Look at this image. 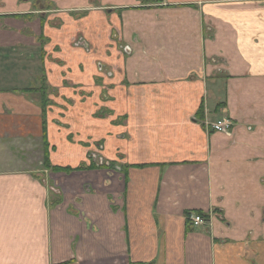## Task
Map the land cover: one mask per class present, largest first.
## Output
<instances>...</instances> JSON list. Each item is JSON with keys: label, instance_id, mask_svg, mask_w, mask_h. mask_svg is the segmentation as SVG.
<instances>
[{"label": "crops", "instance_id": "0c3cea01", "mask_svg": "<svg viewBox=\"0 0 264 264\" xmlns=\"http://www.w3.org/2000/svg\"><path fill=\"white\" fill-rule=\"evenodd\" d=\"M79 6L125 39L108 90L122 171L37 168L43 145L54 164V132L69 127L54 118L69 109L53 99L43 137L25 28L52 31ZM26 10L3 20L25 24L0 20V264H264V0H0V16ZM222 116L230 132L209 127Z\"/></svg>", "mask_w": 264, "mask_h": 264}, {"label": "rangeland", "instance_id": "374dc122", "mask_svg": "<svg viewBox=\"0 0 264 264\" xmlns=\"http://www.w3.org/2000/svg\"><path fill=\"white\" fill-rule=\"evenodd\" d=\"M38 7L41 10L51 9L52 11L48 13H52V15L56 11L54 10L56 7L45 3L37 4L34 8H37L38 11ZM61 8L69 13V17L67 14H61L62 20L52 22V31L50 28L44 31L41 27L40 34L36 35L32 32L34 31L33 26L28 25L29 27H26V32H24L33 36L34 41L37 43L36 45L40 47V57L42 59V63L38 64L37 68L32 72V79L36 77V80L30 81L35 85L32 88L34 90L31 92L35 94V98L40 105L45 101L44 106L46 109H48V105L55 104L54 99L56 100V111H59L61 109L59 105L60 97L64 98L63 101L66 102L64 105H66V109H69H65L69 111L67 117L54 118L68 121L69 127L67 134L62 135L54 132V140H52V143H54L52 147L53 154H51L53 163H58L60 158H63V164H68V168L72 170L69 173H75L76 171L91 172L99 169H117L122 171L125 168V164L122 161H124L125 152L123 151H125L126 147H116L108 144L110 136L108 127L110 122L122 125L124 117L118 115L116 118L111 119L110 115L113 114V111L109 108L108 90L109 77L114 73L112 65L125 56L122 46L125 44L124 36L120 34L118 25L114 28L116 31L108 29V19L103 21L93 19H91L93 21H85V18L82 17H86L88 12L95 9L93 6L90 10L80 6L72 9H67L68 7ZM27 11L0 16L1 23L8 26H12L14 23L25 24L22 20H19L20 22H3V20L8 18L22 19L23 15L30 14ZM30 12H33V10ZM37 15L42 17L45 14ZM45 16L47 17V15ZM43 23L44 21L42 26ZM97 27H100V29L97 30ZM7 33L3 34L8 35ZM46 34L49 36H46ZM9 41L12 42L11 36ZM25 54H22V56L25 55L23 57L25 59L23 60V68L32 69V65L36 62V60L32 59L34 54L31 57L29 51ZM23 58L20 59V62ZM73 94L76 95L77 100L79 97H82L81 100H83L85 97L83 106L77 105L75 107L72 99L74 97ZM50 96L53 98H50ZM71 105L73 108L68 107ZM41 108L42 106H40V110ZM53 115L59 114L53 113ZM60 138L63 139L64 145H60ZM79 143L81 145H74ZM65 151H67V157H64ZM39 154L41 152L37 150L36 155L40 156ZM38 161L36 162L37 168L44 170V166L39 164Z\"/></svg>", "mask_w": 264, "mask_h": 264}, {"label": "built area", "instance_id": "2783aa9c", "mask_svg": "<svg viewBox=\"0 0 264 264\" xmlns=\"http://www.w3.org/2000/svg\"><path fill=\"white\" fill-rule=\"evenodd\" d=\"M208 124L213 131H220V133L230 132L231 128L233 127L232 120L226 116H223L214 122H209ZM187 219H189V223H191L193 226L201 225L204 223V221H206L201 213H190Z\"/></svg>", "mask_w": 264, "mask_h": 264}, {"label": "trees", "instance_id": "16d2710c", "mask_svg": "<svg viewBox=\"0 0 264 264\" xmlns=\"http://www.w3.org/2000/svg\"><path fill=\"white\" fill-rule=\"evenodd\" d=\"M41 22H43V20H41ZM42 61V59H41ZM26 90H29V91H33L34 89L32 88H25ZM45 105V101L43 104H41L40 106H42V128H43V137H46V127H45V121H46V118H45V114H46V107L44 106ZM44 146V153L42 154L43 155V166L44 167H47L53 171H61V172H66V173H69L71 172L72 170H70L68 167V165L66 166H59V165H53L50 161H49V155L48 154V145H43ZM91 166V165H89ZM126 167V165H125ZM91 169H95V168H92L90 167ZM202 216L205 218L206 216L202 214ZM131 264H138V263H131Z\"/></svg>", "mask_w": 264, "mask_h": 264}]
</instances>
